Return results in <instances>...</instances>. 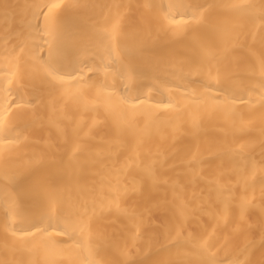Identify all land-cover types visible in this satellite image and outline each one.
Instances as JSON below:
<instances>
[{"label":"bare ground","instance_id":"obj_1","mask_svg":"<svg viewBox=\"0 0 264 264\" xmlns=\"http://www.w3.org/2000/svg\"><path fill=\"white\" fill-rule=\"evenodd\" d=\"M0 264H264V0H0Z\"/></svg>","mask_w":264,"mask_h":264}]
</instances>
